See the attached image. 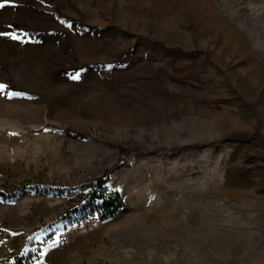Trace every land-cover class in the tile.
<instances>
[{
  "label": "rangeland",
  "instance_id": "obj_1",
  "mask_svg": "<svg viewBox=\"0 0 264 264\" xmlns=\"http://www.w3.org/2000/svg\"><path fill=\"white\" fill-rule=\"evenodd\" d=\"M0 3V264H264V0Z\"/></svg>",
  "mask_w": 264,
  "mask_h": 264
},
{
  "label": "trees",
  "instance_id": "obj_2",
  "mask_svg": "<svg viewBox=\"0 0 264 264\" xmlns=\"http://www.w3.org/2000/svg\"><path fill=\"white\" fill-rule=\"evenodd\" d=\"M217 143L219 142H212L208 144L181 145L170 149H166L165 151L170 153H177L181 151L210 147ZM118 149L119 152L123 155H126L130 152L129 149L121 146L120 147L118 146ZM160 152L162 151L158 150L152 152V154H158ZM121 166H122L121 163L118 161L114 166L108 169L103 175L99 176L98 178L92 180L89 183H86L85 185L88 186L89 189L84 193V199L82 200V202L84 205L92 204L93 208L95 207L99 208L102 219L111 218L112 216L116 215L118 212L122 211L126 206L125 202L122 200L121 195L118 191L107 190V183L109 182L112 174H114V172H116ZM24 189H42L46 192L55 191L58 193H62L65 191V187L62 185L25 182L11 190L0 188V197L4 199H9L16 196L20 191ZM78 210L79 208H75L71 212L76 213L78 212ZM11 264H26V263L23 257H16Z\"/></svg>",
  "mask_w": 264,
  "mask_h": 264
},
{
  "label": "snow or ice",
  "instance_id": "obj_3",
  "mask_svg": "<svg viewBox=\"0 0 264 264\" xmlns=\"http://www.w3.org/2000/svg\"><path fill=\"white\" fill-rule=\"evenodd\" d=\"M9 2H10V0H4V3H9ZM3 6H4V4L3 3H0V7H3ZM76 78H79L78 75H77ZM6 87H7L6 85L0 84V91H2ZM12 94L14 95L15 93H12Z\"/></svg>",
  "mask_w": 264,
  "mask_h": 264
}]
</instances>
